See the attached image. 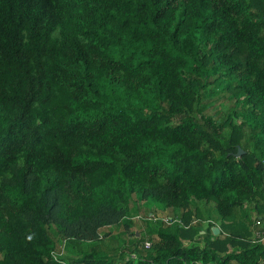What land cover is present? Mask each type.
Here are the masks:
<instances>
[{
    "label": "trees",
    "instance_id": "1",
    "mask_svg": "<svg viewBox=\"0 0 264 264\" xmlns=\"http://www.w3.org/2000/svg\"><path fill=\"white\" fill-rule=\"evenodd\" d=\"M263 223L264 0H0V264H264Z\"/></svg>",
    "mask_w": 264,
    "mask_h": 264
},
{
    "label": "rangeland",
    "instance_id": "2",
    "mask_svg": "<svg viewBox=\"0 0 264 264\" xmlns=\"http://www.w3.org/2000/svg\"><path fill=\"white\" fill-rule=\"evenodd\" d=\"M221 94H223V93L220 92V94L217 93L216 95L211 94V96H207V98L204 99V105L207 106L206 111L214 114V116L218 117V118H221L223 113L225 111H227L230 106L232 107V104H233L231 101H229V99L225 96V94L224 95H221ZM245 135H247V133ZM200 203H201V205L204 204L203 202H200ZM148 206H149L150 210H154L155 213L157 212L156 213L157 215H161L163 213L161 211V206L155 202H150L148 204ZM130 217H133L132 220L134 221L133 226H132V230L136 231V233L138 235H139V233H138L139 231L142 232L143 234H147V227H146L147 224L149 225V227L156 228V229L161 228V227H165L167 229L172 230L173 226H174V225L173 226L172 225L161 226L158 222H155L154 225L151 222L147 223L146 221H143L142 217H138L137 213H135L134 215H132ZM263 225H264V223L262 224V226ZM202 227L204 229L207 227L206 221L203 223ZM110 229L115 232L114 233L115 239L114 240L112 239L110 241H108V240L103 241V245H104L103 247L104 248L115 249L116 247L122 246L125 241L131 240L128 233L123 232V231L120 232L119 231L120 229H118L117 227H112ZM118 231H119V234H117ZM258 231L260 233L264 234L263 227H261L260 229L254 228L252 238L255 241H257V237L255 236V233ZM73 243H74L73 247H71L70 244H67V246H65V247L63 246L65 248L64 252H62L63 256H66V254L71 253V252H73L74 254H77L82 250H86L89 246V244L87 242H84V241L73 242ZM63 247L61 249H63ZM59 254H61V252Z\"/></svg>",
    "mask_w": 264,
    "mask_h": 264
},
{
    "label": "water",
    "instance_id": "3",
    "mask_svg": "<svg viewBox=\"0 0 264 264\" xmlns=\"http://www.w3.org/2000/svg\"><path fill=\"white\" fill-rule=\"evenodd\" d=\"M244 153H245V151L240 146H238L237 152L235 153V155L237 157H240ZM211 229H212V232L214 235H217L219 233V227L218 226H213Z\"/></svg>",
    "mask_w": 264,
    "mask_h": 264
},
{
    "label": "built area",
    "instance_id": "4",
    "mask_svg": "<svg viewBox=\"0 0 264 264\" xmlns=\"http://www.w3.org/2000/svg\"><path fill=\"white\" fill-rule=\"evenodd\" d=\"M256 223L258 225H260V221H257ZM255 236L257 237V241H260V240L264 239V234L260 233L259 231L255 233ZM149 245H150L149 242H145L144 243L145 247H149Z\"/></svg>",
    "mask_w": 264,
    "mask_h": 264
}]
</instances>
